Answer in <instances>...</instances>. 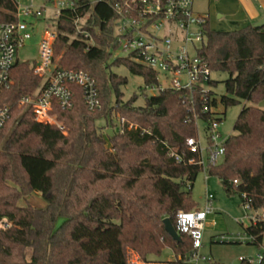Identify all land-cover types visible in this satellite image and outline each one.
<instances>
[{"label": "trees", "instance_id": "trees-1", "mask_svg": "<svg viewBox=\"0 0 264 264\" xmlns=\"http://www.w3.org/2000/svg\"><path fill=\"white\" fill-rule=\"evenodd\" d=\"M69 1L74 8L62 10L55 22L54 58H60V69L83 71L95 79L102 109L89 111L82 90L71 86L73 108L54 111L66 135L33 122L17 102L36 92L41 80L29 63L14 66V86L0 99L11 107V118L0 129V221L10 225L0 230V264H129L130 251L149 263L166 249L183 263L194 245L178 213L196 210L192 192L203 171L186 162L192 157L186 140L198 136L186 94L166 90L146 97L143 106L136 105L137 95L125 101L127 79L112 67H126L143 78L146 89L159 83L152 69L127 58L111 63L120 48L114 6L126 0ZM15 13L14 0H0V25L14 22ZM87 15L85 28L95 45L82 37L72 39L76 22ZM203 29L199 56L213 73L228 75L221 105L227 111L250 104L236 120L235 135L225 142L223 162L208 167L206 174L228 194L246 196L255 210L264 209V110L256 107L264 101V28L218 32L206 22ZM195 99L201 114L199 97ZM213 106L218 107L216 99ZM116 118L125 120L124 133L116 130ZM210 118L202 115L204 121ZM101 120L105 127L97 125ZM129 124L138 129L127 130ZM173 151L184 161L177 162ZM32 194L40 195L46 206H32ZM165 219L180 242L166 232ZM244 230L254 239L250 245L261 247L264 223Z\"/></svg>", "mask_w": 264, "mask_h": 264}, {"label": "built area", "instance_id": "built-area-1", "mask_svg": "<svg viewBox=\"0 0 264 264\" xmlns=\"http://www.w3.org/2000/svg\"><path fill=\"white\" fill-rule=\"evenodd\" d=\"M16 3L15 21L0 25V99L4 92L12 89L14 80L12 70L18 63L17 52L24 48L33 37V21H39L44 16L45 6H36L38 0H14ZM101 1V0H97ZM197 0H126L116 4L114 10L119 19L115 33L119 37L120 50L128 55V59L141 66L152 69L158 76V85L148 88L158 94L166 90L183 91L186 94V104L193 115L194 124L202 122L206 129V147L202 146L199 134L196 138L186 140L187 152L192 156L187 159L189 165L200 166L204 172L208 167L220 165L225 157V141L218 128L221 114L213 106L215 100L212 74L208 63L199 56V48L205 40L203 25L208 22L207 14L195 12ZM208 2L215 0H207ZM26 2V3H23ZM74 8L71 1L61 2L56 6V18L62 10ZM57 34L47 29L40 44V64L32 68L34 75L40 80L39 88L31 95L22 96L17 105L24 109L30 120L36 123L52 125L65 134V128L54 115L56 109L73 108V91L71 86L82 90L83 99L88 110L100 111L102 105L99 99L97 83L88 73L83 71L62 70L54 64L53 45ZM200 45V47L198 46ZM163 80V85L160 84ZM195 96L202 105L201 114L197 112ZM202 115H210V120L204 121ZM11 118V107L0 101V129ZM124 119H117L116 130L124 133ZM132 124L127 130H137ZM142 133L144 131H141ZM177 162H183L184 156L171 152ZM244 207L251 212L250 225L264 223V209L255 210L251 201L243 196ZM214 197L208 195L202 209L185 213L180 211L178 219L182 230L193 239L194 251L183 263L195 264L199 259L202 234L205 231L208 216L214 213ZM6 220L0 221V230L9 228ZM251 242L254 240L250 237ZM245 261L254 264L252 260ZM264 262V254L258 255L257 264Z\"/></svg>", "mask_w": 264, "mask_h": 264}, {"label": "rangeland", "instance_id": "rangeland-1", "mask_svg": "<svg viewBox=\"0 0 264 264\" xmlns=\"http://www.w3.org/2000/svg\"><path fill=\"white\" fill-rule=\"evenodd\" d=\"M69 1V0H64ZM61 0H38L35 1L36 6H45L44 16L39 21H33L34 30H32L33 37L28 41L24 48H21L17 52L16 60L19 63H29L33 66L35 63L40 64V44L42 42L44 33L47 29H52L57 34L55 27L56 18V6ZM94 4L97 0H91ZM26 3V2H23ZM194 9L198 13H208L210 15V28L216 31V27L212 26L215 23H220L225 27L226 20L220 19V14L215 13L213 4H210L207 0H197L194 4ZM89 15L76 22V32L73 34L72 39L83 38L89 45H95V42L91 36V33L87 31L85 27L88 26L87 22ZM227 27V26H226ZM237 29V28H234ZM236 31V30H234ZM219 32V31H218ZM56 40V39H55ZM55 44V42H54ZM200 47V45H198ZM54 47V45H53ZM128 59V55L122 50L118 49L113 52V58L111 63L116 59ZM60 58H54V64L59 67ZM112 72L127 79V85L122 88L124 94V100L127 101L134 95L138 96L136 102L137 106H143L146 97L155 96L158 93L150 91L145 88L143 78L133 75L124 66L112 67ZM34 73V72H33ZM228 79V75L225 73L214 72L212 74V80L217 84L214 87L215 99L218 102L217 112L222 116V122L219 124V132L222 135L221 141H225L229 136L235 135L234 125L236 120L245 105L243 102L240 106L232 107L225 111L221 105V97L226 95L224 82ZM160 84L163 85V80L160 79ZM259 109L264 110V101L256 105ZM28 118V116H27ZM29 119V118H28ZM115 119V124H117ZM62 124V123H61ZM100 127H105L104 121L101 120L97 123ZM116 126V125H115ZM205 124L200 123L198 125V134L202 146L206 147V129ZM138 128V126H135ZM116 128V127H115ZM104 132V129H103ZM67 133L65 132V135ZM211 195L214 197V213L208 216L205 231L202 234V244L199 250V259L194 260L195 264H241L240 259L252 260L254 264L258 255L264 254V237L261 247L250 245V237L246 235L245 228L250 226L251 212L246 210L242 196L238 194L230 195L224 189L222 183L214 178L209 177L206 172L202 171L196 182L192 192V199L196 204V209H202L206 202V197ZM28 202L37 208H43L46 206L41 196L38 194H32L28 198ZM61 222H59L60 224ZM243 225V226H242ZM129 264H142L143 262L139 255L133 251L128 252ZM174 254L170 249H166L160 258H156L165 262H177L172 260ZM171 264V263H166Z\"/></svg>", "mask_w": 264, "mask_h": 264}, {"label": "crops", "instance_id": "crops-1", "mask_svg": "<svg viewBox=\"0 0 264 264\" xmlns=\"http://www.w3.org/2000/svg\"><path fill=\"white\" fill-rule=\"evenodd\" d=\"M215 13L220 14V19L226 20L225 27H221L220 23L212 26L216 27L219 32H231L241 30L248 25L255 26L264 18V0H215L211 1ZM196 12V11H195ZM198 13V12H197ZM206 14V13H199ZM208 21L210 22V15ZM237 28V29H234ZM175 261V257L172 259ZM173 262H165L156 258L149 260L147 264H166ZM145 264V263H142Z\"/></svg>", "mask_w": 264, "mask_h": 264}, {"label": "water", "instance_id": "water-1", "mask_svg": "<svg viewBox=\"0 0 264 264\" xmlns=\"http://www.w3.org/2000/svg\"><path fill=\"white\" fill-rule=\"evenodd\" d=\"M256 28H264V18L258 22L255 25ZM108 135L112 136L113 135V130H109L108 131ZM164 225H165V230L166 232L173 238L174 241L176 242H180V237L177 233V231L175 230L173 224L171 223L170 219H165L164 220Z\"/></svg>", "mask_w": 264, "mask_h": 264}]
</instances>
